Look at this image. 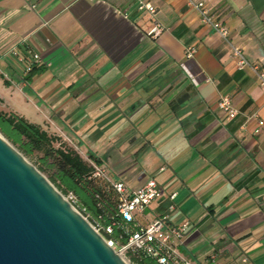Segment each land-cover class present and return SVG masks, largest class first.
<instances>
[{"label":"crops","instance_id":"obj_1","mask_svg":"<svg viewBox=\"0 0 264 264\" xmlns=\"http://www.w3.org/2000/svg\"><path fill=\"white\" fill-rule=\"evenodd\" d=\"M201 1L264 69V0ZM140 2L155 14L140 13ZM154 21L165 28L157 37L148 35ZM189 47L196 52L187 61ZM33 53L41 63L27 74ZM223 96L234 119L218 110ZM20 97L43 130L56 128L80 145L93 136L98 142L86 152L109 166L112 180L135 190L153 178L163 197L141 223L173 206L172 224H190L179 246L185 258L193 262L213 231L211 261L264 264V127L253 135L264 122V88L250 70L237 69L229 47L185 0H0V101L35 124L15 111ZM137 114L154 138L133 156L127 142L144 140L132 123ZM144 154L153 165L146 177L132 163Z\"/></svg>","mask_w":264,"mask_h":264},{"label":"water","instance_id":"obj_2","mask_svg":"<svg viewBox=\"0 0 264 264\" xmlns=\"http://www.w3.org/2000/svg\"><path fill=\"white\" fill-rule=\"evenodd\" d=\"M0 264H127L1 133Z\"/></svg>","mask_w":264,"mask_h":264},{"label":"built area","instance_id":"obj_3","mask_svg":"<svg viewBox=\"0 0 264 264\" xmlns=\"http://www.w3.org/2000/svg\"><path fill=\"white\" fill-rule=\"evenodd\" d=\"M93 1V0H90ZM186 4L196 10L200 15V22L208 26L216 33L229 47L231 56L235 61V65L239 71L250 70L257 77L259 85L264 88V69L255 63H251L244 55L240 46L234 44L230 39L229 28L222 22L218 21L209 10L205 3L201 0H185ZM140 13H146L150 16L155 14V8L152 5L140 2L138 7ZM165 30L164 26L158 21H154L148 35L151 37L159 36ZM25 42V41H23ZM195 48L189 47L185 50L186 60H191L195 54ZM13 55L17 53L13 51ZM20 61L24 59L20 58ZM41 63L40 55L33 53L25 66V73L29 74ZM182 68L186 70L185 64ZM188 76L196 85L195 78L189 73ZM205 82L212 83V80L205 79ZM2 105V102L0 101ZM218 110L226 115L228 119H234L237 116V110L232 104L229 97L223 96L217 103ZM264 127V122L258 120L253 130V135H258ZM87 163L92 168V175L96 178H102L110 182L119 199V213L127 222H136L139 229L136 231L127 229L125 234L127 242L125 245L116 246L114 242L107 241L109 246L127 263L134 264L128 254H141L144 257L156 259L159 264H193L191 260L185 258L179 252V246L184 242L186 233L190 229L189 222H184L180 226L171 222V216L174 211L170 206L168 211L154 221L146 224L141 223V219H145L144 212L154 203L162 199L163 192L157 182L150 178L144 185L133 190L130 186L119 180H112L110 170L106 166L97 165L91 159H87ZM175 195L170 196L173 200ZM68 202L73 200L72 194H68L65 198ZM97 230V229H96ZM108 233L112 232V228L106 229ZM99 232V230H97Z\"/></svg>","mask_w":264,"mask_h":264},{"label":"trees","instance_id":"obj_4","mask_svg":"<svg viewBox=\"0 0 264 264\" xmlns=\"http://www.w3.org/2000/svg\"><path fill=\"white\" fill-rule=\"evenodd\" d=\"M0 133L24 157L38 156L39 172L47 173L49 181L63 195L72 194L70 203L77 206L106 241H112L116 246L125 245L128 239L125 230L139 229L136 222H127L120 215L119 199L110 182L93 177L87 161L67 148L60 138L49 135L40 126L15 113L2 110ZM88 158L97 165L101 163L91 152ZM108 227L112 228L111 233L106 231ZM128 256L134 264H159L156 259L141 254L129 253Z\"/></svg>","mask_w":264,"mask_h":264},{"label":"rangeland","instance_id":"obj_5","mask_svg":"<svg viewBox=\"0 0 264 264\" xmlns=\"http://www.w3.org/2000/svg\"><path fill=\"white\" fill-rule=\"evenodd\" d=\"M6 99H9L6 95H3ZM29 97L32 98L31 95H29ZM10 100V99H9ZM18 103L20 104L18 106V108H16V112L20 115H25L29 120L32 119V121L39 125L40 127H44V123L43 121L41 120L42 118L36 114V111L35 109L32 107V105H30V103L26 102V100L22 97H20V99H18ZM0 110L4 111V112H7V109L4 107V105L0 104ZM28 113L30 114L31 113V116L28 115ZM140 117H145L144 115H141V114H137V115H133L131 118H132V123H133V126L139 122V125L136 126V131L138 133V136L142 135L144 137V140L139 142L136 141V142H133V144H129V141L133 140L134 137L129 140L126 144L125 147L127 148H130V154H133L134 156V152L136 150H138L142 145L143 143H147L148 141L150 143V146L153 144V131L149 130L148 129V126H146V122L145 119H143V124L142 125V121H137L138 118ZM48 134L49 135H54V136H57L58 138H60L61 142L64 143V145L77 152L82 158L84 161H87L88 159V154L86 151H88V149L90 147H93L92 145H94L95 143H97L98 141H95L93 139V136L91 137V139H93L91 142V139L88 138V140L86 139L85 142H83L82 145L79 144V141L76 140V142L72 139V138H66L64 136V134L62 132H60L59 130H57L56 128H52V129H48L47 130ZM94 133L96 135H101V134H105L107 132L103 131V132H100V131H94ZM92 135H93V132H92ZM145 141V142H144ZM80 145V147L78 146ZM56 147L58 146V144L55 145ZM150 149V148H149ZM27 159V161L32 164L37 170L38 168L40 167L39 165V159H38V156H32V157H25ZM133 159H131L130 161H134L135 157H132ZM107 163L108 165H112V161L110 160H107ZM133 164H138V168H140V172L142 174V176L146 177L147 175H149V173H151L152 171V163L148 157L147 154H144L140 157H138L137 161L136 162H132ZM109 167V166H107ZM47 180H49V175L45 172H42L41 173ZM123 180H125L126 182H129V183H132L131 180L129 178H126L124 177ZM54 186V185H53ZM55 187V186H54ZM56 188V187H55ZM57 189V188H56ZM58 190V189H57ZM59 191V190H58ZM60 192V191H59ZM61 193V192H60ZM61 195H63L61 193ZM63 197H67V195H63ZM78 212H79V209L77 208V206H74L73 204H71ZM84 218H86L85 215H83L81 212H79ZM146 215V217H148V219H151L152 218V211L150 209H146L145 212H144V216ZM87 219V218H86ZM87 221L89 222V220L87 219ZM141 221L143 222V220L141 219ZM90 223V222H89ZM201 239H203V242L199 243L196 247V253H195V257H194V260H193V264H239L237 262V259L235 258H229V262L227 261L226 258L222 257V258H219L217 259L216 261H211V257L214 255V251H215V246H216V241H217V238L215 237L214 235V232H210L208 234H206L205 236H203ZM212 241L215 242L214 244H212ZM180 252V251H179Z\"/></svg>","mask_w":264,"mask_h":264}]
</instances>
